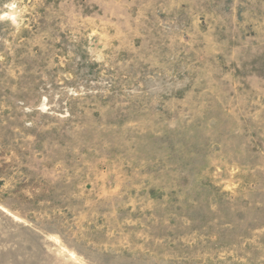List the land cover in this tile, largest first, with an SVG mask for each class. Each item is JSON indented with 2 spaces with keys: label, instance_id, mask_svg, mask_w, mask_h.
<instances>
[{
  "label": "rangeland",
  "instance_id": "1",
  "mask_svg": "<svg viewBox=\"0 0 264 264\" xmlns=\"http://www.w3.org/2000/svg\"><path fill=\"white\" fill-rule=\"evenodd\" d=\"M0 264H264V0H0Z\"/></svg>",
  "mask_w": 264,
  "mask_h": 264
}]
</instances>
